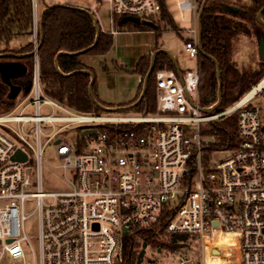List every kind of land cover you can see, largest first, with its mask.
I'll return each instance as SVG.
<instances>
[{
	"label": "built area",
	"instance_id": "built-area-1",
	"mask_svg": "<svg viewBox=\"0 0 264 264\" xmlns=\"http://www.w3.org/2000/svg\"><path fill=\"white\" fill-rule=\"evenodd\" d=\"M45 1L85 8L101 30L97 10L104 3L109 29L102 31L112 35L119 19L147 22L161 11L160 0ZM38 2L30 0L33 36ZM197 7V0L179 3L195 14ZM192 31L183 47L196 60V23ZM32 68L28 93L0 113V264H114L124 234L162 222V238H195L202 264L222 252L227 263L220 264H264V75L215 110L219 101L204 104L199 96L198 67L180 76L161 69L154 75L155 111L116 115L84 114L49 98L36 57ZM232 113L236 137L217 147L221 139L207 125ZM85 129L96 133L82 136ZM51 144L52 191L42 166ZM18 150L25 159L12 158ZM33 215L35 245L25 231ZM225 235L230 242L221 241Z\"/></svg>",
	"mask_w": 264,
	"mask_h": 264
},
{
	"label": "trees",
	"instance_id": "trees-1",
	"mask_svg": "<svg viewBox=\"0 0 264 264\" xmlns=\"http://www.w3.org/2000/svg\"><path fill=\"white\" fill-rule=\"evenodd\" d=\"M41 3L40 12L51 3L39 0ZM203 0H197V11ZM160 18H154L144 22L117 20L120 30L126 31H151L155 40L161 36L160 27L157 22L172 31L179 33L172 16L169 14L165 0H160ZM264 0H207L200 21V47L202 51L197 53V67L199 70L198 93L204 104L207 98L210 102L219 101V106L237 100L244 95L251 85L257 83L264 75V60L258 68H246L240 70L236 62L232 59L234 51V39L243 32L256 38V41L264 37V26L257 22L256 16ZM197 14V13H196ZM264 20V10L262 11ZM99 36L96 43L87 51L81 52L84 48L93 44L97 37L94 18L84 10H78L75 6H51L42 15L41 31L39 21L36 28V43L34 40L20 45L16 51L4 47L0 50V64L3 62H19L23 66V71L19 75L3 79L0 70V113L13 108L18 97L26 95L30 89V81L33 71L35 57L38 61L40 82L44 93L51 99L70 107L81 113L101 114L104 109L91 99L88 92L90 75L87 72L72 71L89 69L94 74L93 95L98 103L108 107L113 104L98 99L96 93L95 73L92 67L82 61L83 55H99L110 51L113 44V35L106 33L99 28ZM33 37L32 7L30 0H0V43L8 45L18 37ZM36 45L35 54H32ZM157 47H154V50ZM56 59L55 56L59 53ZM12 53V54H11ZM22 56H16L17 54ZM151 53L141 56L135 63L133 72L140 76L139 89L132 101L118 104V106H128L135 101L143 87V78L148 71ZM219 65V75L221 79V91L217 95L219 80L217 79L216 63ZM154 68L148 79L143 99L138 104L130 108L119 110L137 111L141 114L154 112L157 104L155 72L161 69L174 70L169 56L164 52H159L154 58ZM67 75V76H66ZM18 90L13 97V91ZM210 131L216 132L221 143L217 147H222L226 143L232 142L236 137V113L230 116L209 123ZM210 148H216L210 146ZM207 150V152L210 151ZM206 159L207 154L204 153ZM164 227L163 222L153 229H138L132 233H126L121 240L119 258L114 264H136V257L142 243L158 248H167L171 251H180L189 246L188 233L171 234L162 238ZM179 239V241L176 240ZM191 239L195 238L191 236Z\"/></svg>",
	"mask_w": 264,
	"mask_h": 264
},
{
	"label": "rangeland",
	"instance_id": "rangeland-1",
	"mask_svg": "<svg viewBox=\"0 0 264 264\" xmlns=\"http://www.w3.org/2000/svg\"><path fill=\"white\" fill-rule=\"evenodd\" d=\"M181 0H165L166 8L169 14L172 16L176 27L179 29V33L172 31L168 26H164L163 23L157 22L160 27L161 36L156 40L158 45H162L163 48L170 50L172 55L175 57L180 70L194 69L197 67V61L195 59H189L184 54L183 44L186 39H189L193 35V28L196 23V14L193 10H181L179 3ZM47 2V1H46ZM39 7L41 6L40 1ZM48 3V2H47ZM105 4L101 3L98 7L97 13L102 17L104 24H106ZM119 34L113 37V44L110 51L105 54L99 55H83L82 61L87 63L89 67H92L95 73L96 93L98 98L103 97L105 101L112 100L113 98L122 94L128 93L133 87L136 89L139 84L137 74L132 71L134 62L137 61L141 54L148 50L150 45L155 44L154 33L151 32H123L119 31ZM30 40H34L36 43L35 36H22L18 39L13 40L8 45L0 43V50L4 47L16 51L20 45H23ZM157 43L154 47H157ZM234 51L232 59L236 62L237 67L240 70L246 68H258L263 60L261 61L258 57L257 41L256 38L247 33H239L234 39ZM153 47V48H154ZM36 45L34 46V49ZM156 50V49H155ZM154 51V49H153ZM142 89V88H141ZM235 100L228 102L223 106L216 107L215 110H221L231 106ZM218 102L215 100L214 103ZM43 112V111H42ZM44 113V112H43ZM45 113H49L46 110ZM57 113V112H55ZM102 114H125L134 115L140 114L137 111L131 110H117L115 112L102 111ZM54 149L52 144L46 148L45 161L43 162V176L50 177L49 185H45L46 190H55L57 180L52 176L53 164L55 161ZM217 155V154H216ZM222 155V154H221ZM220 156V155H219ZM53 163H52V162ZM33 206L30 204L27 206V212L31 211ZM25 231L27 232L30 242L35 245L37 239V221L36 215L30 216L26 222ZM180 242L179 239L176 238ZM189 246L182 248L180 251H171L167 248H158L151 245H147L143 256V262L141 264H202V252L200 244L191 239L187 241ZM141 247L139 248V250ZM236 251L233 252L235 254ZM210 261H212L210 259Z\"/></svg>",
	"mask_w": 264,
	"mask_h": 264
},
{
	"label": "water",
	"instance_id": "water-1",
	"mask_svg": "<svg viewBox=\"0 0 264 264\" xmlns=\"http://www.w3.org/2000/svg\"><path fill=\"white\" fill-rule=\"evenodd\" d=\"M207 0H203L198 11H197V17H196V28H197V31H198V35H197V39H198V47H199V50L202 51V48L200 47V35H201V31H200V21H201V16H202V11H203V8L206 4ZM58 4H55V3H51L49 4L47 7L43 8L40 12V15H39V25H40V31H41V24H42V15H43V12L51 7V6H56ZM76 9L78 10H84L85 12H87L92 18H94V16L92 15L91 12H89L88 10H86L85 8H81V7H77L75 6ZM264 10V4L260 7L259 11L257 12V16H256V19H257V22L259 24H262L264 26V20L262 19V11ZM122 22H126V21H133V22H139V19L136 18V17H124L121 19ZM94 22H95V27H96V34H97V37L96 39L94 40L93 44L90 45L89 47L87 48H84L81 52L83 53L84 51H87V49L91 48L97 41V38L99 36V25L97 24V21L96 19L94 18ZM257 51H258V57L259 59L262 61L264 60V37H261L259 40H257ZM36 48L32 51V54H35ZM159 52H165L172 64H174V70L176 71V73L180 76V68H179V65L177 64L176 62V59L175 57L172 55V53L170 52L169 49L167 48H158L156 50H154L152 53H151V56H150V62H149V68H148V71L146 72L144 78H143V87L137 97V99L135 101H133L132 104H129L128 106H114V107H108V106H104V105H100L98 103V101L94 98V95H93V91H92V87H93V81H94V74L91 70L89 69H84V70H76V71H72V72H69L67 73V75L69 74H72V73H75V72H87L89 75H90V81H89V87H88V92L90 94V97L91 99H93V101L98 104L100 107H102V109L106 110V111H110V112H115L119 109H122V108H130V107H133V105L135 104H138L139 102H141V100L143 99V95L145 94V91H146V88L148 86V79H149V76L150 74L152 73L153 71V68H154V58H155V55ZM62 53V52H59L56 56H55V68L59 71V69L57 68L56 66V59L58 57V55ZM12 54V53H11ZM23 54H17L16 56H22ZM216 63V62H215ZM0 70H1V73H2V76H3V79H5L6 81H8V78L11 77V76H14V75H19V73H21L24 69H23V66L19 63V62H3L2 64H0ZM216 73H217V79L219 80V85H218V89H217V95L219 96V93L221 91V79H220V75H219V65L218 63H216ZM66 75V76H67ZM18 90H15L13 91V97L17 94ZM207 101L210 102L211 99L210 98H207ZM205 110H208L205 108ZM86 133H96L95 129H85L82 133V136H84ZM14 159H17V160H23L25 159V154H23L21 151H17L13 157ZM147 246V243L143 242L142 243V247L141 249L138 251V255L136 257V264H141L144 260H143V256H144V253H145V248ZM214 253L216 252L215 250L213 251Z\"/></svg>",
	"mask_w": 264,
	"mask_h": 264
},
{
	"label": "crops",
	"instance_id": "crops-1",
	"mask_svg": "<svg viewBox=\"0 0 264 264\" xmlns=\"http://www.w3.org/2000/svg\"><path fill=\"white\" fill-rule=\"evenodd\" d=\"M101 6V5H100ZM105 14H106V11H105ZM106 24L107 25H105L104 24V21L102 20V26H101V28H102V30H107V29H109V22H108V19H107V17H106ZM119 31H123V32H129V33H131V32H136V31H126V30H120V29H118ZM148 32H151V31H149V30H147ZM147 31H142V32H147ZM151 33H153V32H151ZM117 34H119V32L117 31L116 32V34L115 35H117ZM115 35H113V37L115 36ZM155 39V38H154ZM157 43V45H158V41H156L155 40V44ZM155 44L154 45H150L149 47H148V50H145L142 54H141V56H145V55H148V53H152L153 52V47L155 46ZM158 48H163V46L162 45H158ZM140 56V57H141ZM135 63H136V61L134 62V67H135ZM133 67V68H134ZM139 75L137 74V79H136V81L140 84V81H139ZM139 84L137 85V88L135 89L134 87H133V89L132 90H130L128 93H125V94H122V95H120V96H117V97H115V98H113L111 101L110 100H108V102L107 103H111V104H113L115 107L118 105V104H122V103H128V102H130V101H132L133 100V98L135 97V95L137 94V92H138V89H139ZM98 97V96H97ZM98 99H100V100H103V101H105V98H103V97H99ZM106 102V101H105Z\"/></svg>",
	"mask_w": 264,
	"mask_h": 264
},
{
	"label": "bare ground",
	"instance_id": "bare-ground-1",
	"mask_svg": "<svg viewBox=\"0 0 264 264\" xmlns=\"http://www.w3.org/2000/svg\"><path fill=\"white\" fill-rule=\"evenodd\" d=\"M221 241L223 242H230V238H229V235H225L221 238ZM219 260L217 261H210V259L208 260V263L209 264H220L221 262H224V263H227V257H226V252H222V253H219Z\"/></svg>",
	"mask_w": 264,
	"mask_h": 264
}]
</instances>
